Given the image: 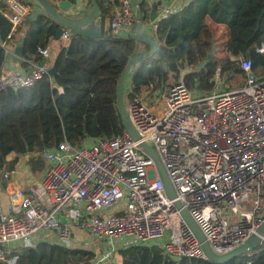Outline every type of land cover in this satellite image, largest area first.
<instances>
[{
	"label": "built area",
	"instance_id": "obj_1",
	"mask_svg": "<svg viewBox=\"0 0 264 264\" xmlns=\"http://www.w3.org/2000/svg\"><path fill=\"white\" fill-rule=\"evenodd\" d=\"M104 2L116 6L110 23L115 35L135 27L137 10L132 0ZM157 2V19L143 20L144 31L153 37L159 20L177 11ZM0 11L12 23L13 32L31 6L25 0H0ZM70 38L66 30L53 48L61 51ZM7 44L2 46L6 49ZM257 51L264 53L263 42ZM39 52L43 62L3 72L0 90L32 87L51 74L56 56L48 45ZM232 60L241 63L246 78L243 86L234 89L227 85L221 67L213 77V88L206 92L190 89L184 76L160 87L150 82L146 91L139 92L127 76L126 111L140 140L123 129L120 134L81 143L64 136L61 142L36 152L46 167L45 201L26 193L4 169L9 205L5 208L0 202V264H15L21 251L15 243L23 240L25 247H33L30 236L47 230L55 231L66 247L75 250V230L103 240L104 252L92 250L96 254L88 264L115 263L119 249L133 245L157 246L176 262L208 260L175 201L190 213L217 254H227L260 234L264 223V74H256L250 59L239 55ZM142 142L160 156L175 199L167 195ZM262 246L264 235L261 245L248 255L260 254Z\"/></svg>",
	"mask_w": 264,
	"mask_h": 264
},
{
	"label": "trees",
	"instance_id": "obj_2",
	"mask_svg": "<svg viewBox=\"0 0 264 264\" xmlns=\"http://www.w3.org/2000/svg\"><path fill=\"white\" fill-rule=\"evenodd\" d=\"M98 1L102 17L98 38L71 36L53 61L55 75H45L32 87L0 90V172L13 170L19 155L51 147L64 136L81 143L88 137L123 132L117 99L119 77L132 57L147 53L150 47L143 43L144 49L138 48L140 40L135 27L128 33L115 35L110 24L114 4ZM90 6L91 0H87V9ZM140 6L143 19L147 20L151 6L147 0H141ZM248 8L255 9L256 13L243 20ZM208 19L229 28L256 20L252 37L246 42L237 38L229 40L226 51L250 59L254 71L264 73V53L257 51L264 43V5L256 0H190L159 20L157 52L132 71L131 79L139 92L146 91L150 82L160 87L179 81L182 69L192 64H198V70L186 73L184 81L190 89L200 92L213 88L218 67L223 77L244 75L239 61L230 56L217 59L213 56L214 34ZM58 28L56 21L40 15L24 21L12 32V23L0 11V76L5 71L7 54L3 42L13 41L24 46L25 65L43 62L39 48L49 44ZM13 153L16 156L8 161L7 157ZM260 248V254H245L225 263H214L195 258L176 262L157 246L133 245L120 249L119 261L114 264H264V247ZM94 256L92 251L40 241L34 247L21 249L15 264H88Z\"/></svg>",
	"mask_w": 264,
	"mask_h": 264
},
{
	"label": "water",
	"instance_id": "obj_3",
	"mask_svg": "<svg viewBox=\"0 0 264 264\" xmlns=\"http://www.w3.org/2000/svg\"><path fill=\"white\" fill-rule=\"evenodd\" d=\"M132 2L137 10V22L135 25L136 37L142 43L149 45L150 50L145 54L135 55L129 60L128 64L119 77L117 99L124 129H126V131L132 136L133 139L140 140L141 136L132 124L126 111L124 100V82L127 76L135 69L136 66L151 58L157 52L159 43L153 36L144 31V19L140 6L141 0H132ZM34 4L37 5L39 11H34V14L28 18V21H30L31 19H36L40 15L48 16L56 21L59 25V28L54 36L56 40H59L66 30H69L71 36L73 37L79 35L90 38H98L101 35L102 17L100 15L101 7L98 0H91V6L89 9H86L85 6H83V0H76V2H73L71 0H59L57 2L53 0H35ZM157 9L158 2L154 1L151 5L150 11L151 20L157 19ZM24 50L25 48L23 45H18L13 41H9L6 47V51L15 54L17 60L20 57H23ZM56 72L57 70L55 66H52L50 69V73L52 75H55ZM140 146L143 151L155 161L159 176L164 184L167 195L170 199H175L176 193L174 191L172 182L157 151L154 147L149 146L145 142H142ZM175 205L180 210L182 217L195 233L199 241L202 243V246L208 255V260L211 262H228L235 257L253 252L261 245V235H264V223L259 228L260 234L252 235L246 242L236 247L227 254H217L213 251L202 230L192 218L190 213L183 207L182 203L180 201H175Z\"/></svg>",
	"mask_w": 264,
	"mask_h": 264
},
{
	"label": "crops",
	"instance_id": "obj_4",
	"mask_svg": "<svg viewBox=\"0 0 264 264\" xmlns=\"http://www.w3.org/2000/svg\"><path fill=\"white\" fill-rule=\"evenodd\" d=\"M26 1L27 0H25V2ZM53 1L57 2L59 0H53ZM71 1H73V0H71ZM147 1H148L150 6L152 5V3L154 1H160L161 3L172 5L173 7L176 8V10H178L182 5L188 3L190 0H147ZM256 1H258V3H263V5H264L263 0H256ZM73 2H76V0H74ZM29 5L31 6V12L25 18L26 22H28V18L31 15H33L34 11H35L33 9V6L31 4H29ZM83 6H85V8L87 9V0H83ZM115 8H116V6L113 8V12L115 11ZM244 13H245V16H243L244 17L243 20H246V19L250 18L251 16H253L254 13H256V10L253 8H248V10L245 11ZM149 17H150V15H149ZM208 22L210 23L211 26L219 25V26H223L224 28L227 27L224 24L213 23L211 19H208ZM106 25H108V19L106 20ZM154 38L158 41L157 35ZM158 43H159V41H158ZM57 44H59V40H56L54 38V36H52L50 38V42L48 44V47L51 48V50L55 56L60 52L59 50L53 48ZM18 45H20V44H18ZM138 48L140 50L144 49V44L141 41L138 43ZM229 56L231 59H232V57H235V56L230 55V54H229ZM28 65L24 64L22 57H20L17 60L15 54H13L11 52H7L6 60L4 63V68H5L4 72L16 70V69H21V70L27 69ZM131 75H132V72L128 75V78H130ZM183 76H181V77H183ZM91 138H93V137H88L86 139L90 140ZM15 156H16V154L13 153L7 157V160L10 161ZM31 159H35L36 162L31 163L30 162ZM41 164H42V167H41ZM45 168H46L45 163L37 157L36 152L35 153H25V154L18 156V162L15 164L14 169L9 170L10 175H11L10 179L12 181H16L22 187V189L26 193H28L29 195L35 197L36 199H38L40 201H45L46 195H45L44 189L42 188V179H43L44 174H45ZM3 172H4V169L0 172V202L2 203V205L5 208H7L9 205V201H8L7 194H6L7 181L3 177ZM42 233H44V232H42ZM42 233H39V234H42ZM49 233H51V236H53V239L55 238L54 241L49 240L50 243H56V244H61V245L65 246L63 244V242L59 239L58 234L55 231H52ZM97 240L98 239H93L90 235H88L87 232L75 230V237H74V241H73V246H74V248H78L77 251H79L80 249L81 250H88V251H92V250L97 251ZM42 241H45V240H42ZM34 243L36 245V243H38V242H34ZM93 246H95V249L93 248ZM152 246H154V245H152ZM70 249H73V248H70ZM117 255L118 254H116V257L118 258ZM118 260H119V258H118ZM115 262H117V261H115ZM111 264H114V263H111Z\"/></svg>",
	"mask_w": 264,
	"mask_h": 264
},
{
	"label": "rangeland",
	"instance_id": "obj_5",
	"mask_svg": "<svg viewBox=\"0 0 264 264\" xmlns=\"http://www.w3.org/2000/svg\"><path fill=\"white\" fill-rule=\"evenodd\" d=\"M35 0H27L26 2L31 4L33 6V9L35 12L39 11V8L37 5L34 4ZM264 2V0H263ZM261 6H263V3H260ZM257 27V22L254 20L253 22H244L242 27H234L224 28L223 26H211L213 34H214V45H215V51H214V57L217 58H224L229 56V53L226 51V44L231 39H240L243 41H248L250 37H252L253 33L255 32ZM198 70V64H192V65H186L185 68L181 71V76H183L186 73L197 71ZM260 71V70H259ZM257 75H262L259 72L256 73ZM264 74V73H263ZM227 83V85L230 88H239L244 85L246 78L243 74H237L233 78H229L228 76L223 77ZM51 230H47L42 234H35L31 235L30 238L33 242H40L42 240H45L47 242L54 241L53 236H51ZM17 247H20L21 249L25 248V242L23 240H19L16 243ZM34 247V246H33ZM105 248L103 245V240H97V252L102 253L104 252ZM116 261H119L118 258ZM4 263V262H3Z\"/></svg>",
	"mask_w": 264,
	"mask_h": 264
}]
</instances>
